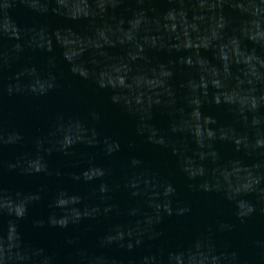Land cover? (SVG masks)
Listing matches in <instances>:
<instances>
[{"label": "water", "instance_id": "obj_1", "mask_svg": "<svg viewBox=\"0 0 264 264\" xmlns=\"http://www.w3.org/2000/svg\"><path fill=\"white\" fill-rule=\"evenodd\" d=\"M0 264H264V0H0Z\"/></svg>", "mask_w": 264, "mask_h": 264}]
</instances>
